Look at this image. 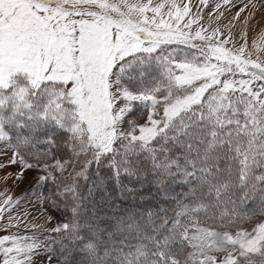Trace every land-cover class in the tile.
Listing matches in <instances>:
<instances>
[{
    "label": "snow or ice",
    "instance_id": "1",
    "mask_svg": "<svg viewBox=\"0 0 264 264\" xmlns=\"http://www.w3.org/2000/svg\"><path fill=\"white\" fill-rule=\"evenodd\" d=\"M203 19L0 0V264H264V32Z\"/></svg>",
    "mask_w": 264,
    "mask_h": 264
},
{
    "label": "rangeland",
    "instance_id": "2",
    "mask_svg": "<svg viewBox=\"0 0 264 264\" xmlns=\"http://www.w3.org/2000/svg\"><path fill=\"white\" fill-rule=\"evenodd\" d=\"M248 0H232L231 4L224 5L223 0H209L207 7L200 5L199 0H192L193 14H195L197 8L201 11L204 16V19L201 20V23L205 27H209V20L212 21V27L219 26L221 31L227 34L229 30L231 31L233 40L239 43H243L242 34L248 33L247 40L249 44V50H252L253 43L259 38L260 34L264 32V8H260L255 11V15L252 19L249 20V23L246 25L243 23L244 18L247 16V11L241 13L240 20H233L232 17L246 4ZM220 4L221 7L219 11L216 10V5ZM234 5V6H233ZM209 13L213 15L209 16ZM220 13H223L221 16ZM219 17V19H217ZM211 31V28H209ZM232 45L230 44L229 47ZM264 55V54H262ZM6 171H14V168H9ZM3 173H0L2 176ZM27 187V184L22 187H15L11 180H0V191L8 190L9 194L14 196H20L23 192V189ZM58 218L59 217L58 215ZM250 224H246L245 227H248ZM7 233L0 232V235H5Z\"/></svg>",
    "mask_w": 264,
    "mask_h": 264
},
{
    "label": "trees",
    "instance_id": "3",
    "mask_svg": "<svg viewBox=\"0 0 264 264\" xmlns=\"http://www.w3.org/2000/svg\"><path fill=\"white\" fill-rule=\"evenodd\" d=\"M109 190H111V187L109 188ZM182 192H183V189H178V190H177V195L181 194ZM154 203H155V201H151V200H149V201H148V206L151 207V205L154 204ZM125 206H127V205H125ZM162 206H164V207H168L167 204H163ZM250 223H252V222H249V224H250Z\"/></svg>",
    "mask_w": 264,
    "mask_h": 264
}]
</instances>
